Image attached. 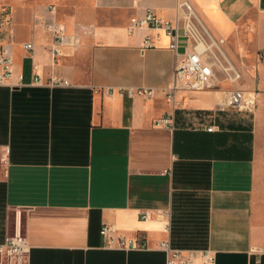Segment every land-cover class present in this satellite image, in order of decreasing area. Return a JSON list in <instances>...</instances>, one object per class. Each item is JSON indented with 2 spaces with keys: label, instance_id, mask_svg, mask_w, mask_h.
<instances>
[{
  "label": "crops",
  "instance_id": "obj_1",
  "mask_svg": "<svg viewBox=\"0 0 264 264\" xmlns=\"http://www.w3.org/2000/svg\"><path fill=\"white\" fill-rule=\"evenodd\" d=\"M40 1L16 21L1 12L0 47L25 83L0 86V246L19 225L27 264H168L165 242L214 256L191 264H264V0ZM51 5L81 39L57 65L43 23ZM147 11L180 25L193 13L229 58L242 29L239 85L253 110L220 109L231 88L220 74L212 90L179 92L173 111L162 91L181 56L162 30L129 32ZM168 116L174 129L158 125ZM105 225L143 247L109 246Z\"/></svg>",
  "mask_w": 264,
  "mask_h": 264
},
{
  "label": "built area",
  "instance_id": "obj_2",
  "mask_svg": "<svg viewBox=\"0 0 264 264\" xmlns=\"http://www.w3.org/2000/svg\"><path fill=\"white\" fill-rule=\"evenodd\" d=\"M141 2L143 0H137ZM47 14L44 16L43 23L48 32L53 37L51 51L54 58V64L57 65L60 57L64 55V50L73 46L77 48L81 45V39L70 37L66 33L65 27L56 17V8L51 5L47 8ZM193 13H189L183 20V25L164 20L152 11H147L145 15L131 20L129 32L132 34L138 29L154 28L165 32L170 38V49L178 56L181 61L177 62L172 82L163 89V94L170 104L173 111L182 106L181 101L177 99L179 92L193 93L212 90L217 87L219 75L221 74L225 81L230 83V90L227 102L220 105L221 110L228 108L239 112L253 110L256 99L240 87L243 74L228 57L224 50L226 41L224 39H208L206 34L192 20ZM23 49L30 53L33 52L35 45L32 42H26ZM153 47L149 38L146 40V48ZM182 49V52L180 51ZM244 60H242L243 63ZM39 81V76L35 79ZM25 83L24 74L17 73L16 63L11 49L6 46L0 47V86L6 85L12 88L21 87ZM49 85L60 84V81L54 77L50 78ZM112 90L110 89L109 92ZM130 94L153 97L154 89L129 90ZM158 125L175 128L174 118L165 117L158 121ZM217 126L208 128L213 131ZM144 219L150 218L149 212H142ZM101 234L109 246L117 244L120 248L131 250L140 249L143 245L140 240L133 238L120 237L118 230L114 225H105ZM169 254L168 264H191L194 262H213L214 256L211 252H183L172 249L169 242L162 244ZM28 246L25 237L18 225L14 234L9 236L6 243L0 246L1 260L6 264H27Z\"/></svg>",
  "mask_w": 264,
  "mask_h": 264
},
{
  "label": "rangeland",
  "instance_id": "obj_3",
  "mask_svg": "<svg viewBox=\"0 0 264 264\" xmlns=\"http://www.w3.org/2000/svg\"><path fill=\"white\" fill-rule=\"evenodd\" d=\"M41 1L40 0H0V28L2 25V18H1V12L4 9H7L9 11H12V13L14 12L13 15V21L15 20L14 17L16 15V13L18 12L19 8H24L27 7L30 11L34 10V8H38L41 7L39 5ZM44 7L46 6V4H42ZM16 21V20H15ZM240 28H242V26H240ZM236 44V47L233 46L232 43ZM233 42L230 40V59L232 60V62L239 67L240 69H242V60H246L248 59L247 57V52L243 49V36H242V29H240L239 31V39H237V37H235V39L233 40ZM234 47V48H233Z\"/></svg>",
  "mask_w": 264,
  "mask_h": 264
}]
</instances>
